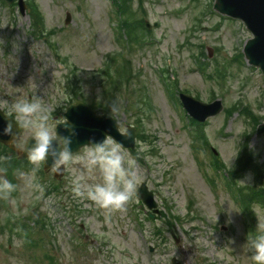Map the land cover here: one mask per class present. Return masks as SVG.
I'll use <instances>...</instances> for the list:
<instances>
[{
  "label": "rangeland",
  "instance_id": "obj_1",
  "mask_svg": "<svg viewBox=\"0 0 264 264\" xmlns=\"http://www.w3.org/2000/svg\"><path fill=\"white\" fill-rule=\"evenodd\" d=\"M117 1L26 0L22 16L0 0V98L37 95L53 121L70 103L110 115L117 102L119 126L136 129L124 149L159 214L147 217L136 192L119 211L79 201L69 174L56 183L43 165L42 190L29 187L19 176L29 162L0 146V175L17 185L0 199V264H245L243 245L264 221V206L245 211L239 199L255 174L264 182V77L243 55L252 34L214 0H125L124 18ZM180 93L223 109L196 125ZM245 159L253 169L238 171Z\"/></svg>",
  "mask_w": 264,
  "mask_h": 264
},
{
  "label": "clouds",
  "instance_id": "obj_2",
  "mask_svg": "<svg viewBox=\"0 0 264 264\" xmlns=\"http://www.w3.org/2000/svg\"><path fill=\"white\" fill-rule=\"evenodd\" d=\"M118 112V103L114 101L110 106L113 121ZM0 113L4 117L2 134L10 138V143L17 144L19 140L17 146L23 149L29 137L34 141L24 152L31 169L19 173L29 187L42 190L36 182L37 172L51 158L50 171L69 174L66 187L79 201H89L103 210L119 211L134 197L142 180L137 159L110 135L101 141L90 140L79 154H73L75 129L66 116L53 121L39 96L0 98ZM14 125L17 132L13 131ZM116 125L120 133L126 134L125 128ZM58 126H62L67 135L58 134ZM7 159L0 156V162ZM16 191L17 185L0 175V199L9 200ZM228 212L236 211L229 206ZM243 250L245 264H264V221H258L256 231L247 237Z\"/></svg>",
  "mask_w": 264,
  "mask_h": 264
},
{
  "label": "water",
  "instance_id": "obj_3",
  "mask_svg": "<svg viewBox=\"0 0 264 264\" xmlns=\"http://www.w3.org/2000/svg\"><path fill=\"white\" fill-rule=\"evenodd\" d=\"M8 4H12L15 0H5ZM214 10L216 12L232 16L233 18L244 22L246 28L252 33L253 38L246 42L244 53L249 63L252 66H257L261 69L264 77V0H214ZM18 5L22 15H25L26 5L24 0H18ZM66 23L68 24L72 18L67 14ZM181 103L188 114L198 122L205 121L208 117L219 114L222 110V103L215 101L213 104H206L199 102L191 96L180 94ZM68 109L63 116L70 121L71 126L75 129L77 135L73 139L71 151L73 154L79 152L80 148L87 145L90 140L101 141L106 135H110L116 142L120 143L125 148L133 149L135 147L136 130L128 127L126 134H122L117 130V120L106 115H97L94 110L88 107L85 103L79 102L77 105H69ZM4 117L0 113V143L9 146L14 150L20 159H25L24 153L27 147H31L34 141L30 138L25 144L23 150L17 148L14 144L10 143V138L4 136ZM13 131L17 132L14 125ZM58 134L67 135L62 126H58ZM257 135H264V124L259 125ZM52 167L51 158L45 164V169ZM64 173L56 174V177L62 176ZM137 195L142 200L143 204L148 209L153 210V213H158V206L155 200V195L149 191L146 184H142L137 188ZM150 213L149 217L155 218L154 214ZM173 264H181L172 259Z\"/></svg>",
  "mask_w": 264,
  "mask_h": 264
},
{
  "label": "trees",
  "instance_id": "obj_4",
  "mask_svg": "<svg viewBox=\"0 0 264 264\" xmlns=\"http://www.w3.org/2000/svg\"><path fill=\"white\" fill-rule=\"evenodd\" d=\"M120 1L122 2V5H120V6H121V8H123V6H124V9L123 10L122 9L120 10L121 13L119 14V16L121 18H124L125 13H126V11H125V4H124L125 0H120ZM128 18H130V17H128ZM128 20L129 19H127L126 21H123L122 22L123 23V26L130 33L129 36L132 34V37L131 38H135L136 35H137V34H135V31H133L135 29V27L133 29L132 28L133 26L131 27V25L128 24ZM35 23H39L38 22V18H37V21L35 19ZM91 107H93V106L91 105ZM93 108L96 109L95 107H93ZM104 112L107 113V111H104ZM249 163H251L250 160H249V162H247L246 159L243 160V161H241L240 162V166L237 168L238 171L244 170V167H242V165L246 166ZM248 168H251L250 167V164H249ZM251 169H253V168H251ZM255 173H257V172H255ZM255 175H256V179H257V181H256V187H252L251 190H250V192H248L247 194H244L243 193L242 197L240 196V198H239L240 201H242L243 204L245 205V207H244L245 208V211H248L250 209L251 202H255L256 204L258 203V204H260V206H264V182L262 181V179H260L261 176L258 173L255 174ZM254 192H255V194H253ZM253 199H255V200H253ZM248 217H251V213H248ZM167 225H172V224H171L170 221H167Z\"/></svg>",
  "mask_w": 264,
  "mask_h": 264
},
{
  "label": "flooded vegetation",
  "instance_id": "obj_5",
  "mask_svg": "<svg viewBox=\"0 0 264 264\" xmlns=\"http://www.w3.org/2000/svg\"><path fill=\"white\" fill-rule=\"evenodd\" d=\"M48 172H51V171H48Z\"/></svg>",
  "mask_w": 264,
  "mask_h": 264
}]
</instances>
